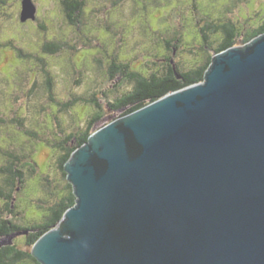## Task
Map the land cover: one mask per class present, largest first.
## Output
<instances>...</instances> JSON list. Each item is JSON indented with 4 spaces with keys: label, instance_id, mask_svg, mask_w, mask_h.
Segmentation results:
<instances>
[{
    "label": "water",
    "instance_id": "95a60500",
    "mask_svg": "<svg viewBox=\"0 0 264 264\" xmlns=\"http://www.w3.org/2000/svg\"><path fill=\"white\" fill-rule=\"evenodd\" d=\"M65 169L77 201L34 245L42 264H264V33L97 128Z\"/></svg>",
    "mask_w": 264,
    "mask_h": 264
},
{
    "label": "rangeland",
    "instance_id": "374dc122",
    "mask_svg": "<svg viewBox=\"0 0 264 264\" xmlns=\"http://www.w3.org/2000/svg\"><path fill=\"white\" fill-rule=\"evenodd\" d=\"M34 2L37 18L24 22L22 0H0V169L7 164L9 152L22 156L35 148L40 173L51 168V175L57 155L50 143L61 140L60 127L67 132L81 128L94 111L93 104L79 101L81 97L94 95L108 105L132 88L130 82L111 77L112 55L118 54L130 60L135 69L149 73L158 70L157 64L169 53L167 40L181 35L182 49L176 50L175 59L193 66L203 42L199 31L206 27L207 19L220 23L233 18L238 27H250L264 15V0H85L82 22L73 26L66 22L61 0ZM214 37L211 33L210 39ZM55 38L65 41V48L55 55L44 53L42 44ZM11 40L44 56L53 78L40 61L19 56ZM50 80L54 93L49 91ZM71 102L75 103L66 109ZM118 114L108 107L96 127ZM28 131L40 136H31ZM24 170L28 173L26 166ZM38 182L39 178L31 177L19 197L30 219L37 213L32 199L43 195L37 190ZM9 240L24 245L23 237Z\"/></svg>",
    "mask_w": 264,
    "mask_h": 264
},
{
    "label": "trees",
    "instance_id": "16d2710c",
    "mask_svg": "<svg viewBox=\"0 0 264 264\" xmlns=\"http://www.w3.org/2000/svg\"><path fill=\"white\" fill-rule=\"evenodd\" d=\"M61 6L66 22L69 25L79 26L86 6L85 0H61ZM233 20L229 18L227 21L220 20V23H216L215 18L207 19L206 27L199 31L203 42L201 52H196L199 58L193 66H185L175 59L176 50L182 49L181 35L172 41L167 40L169 53L165 54L160 64H157L160 68L152 69L149 73L145 72L146 69L145 71L135 69L130 60H123L124 58H120L118 54L112 55L111 77L116 81L130 82L133 86L127 92L115 97V100L108 105H103L94 95L81 97L79 101L93 104L94 111L81 128L67 132L66 128L60 127L61 140L54 144L50 143L57 155L54 175L48 172L51 168L46 173H40L39 163L34 158L35 148L29 149V153L22 156L9 152L7 164L0 169L3 174L0 175V241H4L7 237L9 240L14 236H20L24 238V245L13 240L0 245V264H42L32 252L34 245L46 232L56 226L66 211L77 201L74 186L68 178L65 166L72 153L89 140L91 134L97 129L96 125L105 116L108 107L118 111L117 117H120L144 107L173 90L201 82L205 79L206 71L216 53L248 43L264 33V15L257 24L250 27H238ZM211 33L215 35L213 40L210 39ZM14 42V40L9 41L17 49L19 56L23 59L40 61L48 77L53 78L48 68L49 62L44 56L25 50ZM65 44V41L55 38L45 41L41 48L44 53L55 55L65 48ZM153 65L156 63L153 62ZM49 91L54 93L52 80H50ZM74 103L71 102L65 108H70ZM28 132L31 136H40L35 131ZM32 145L34 146V143ZM25 166L28 173L24 170ZM31 177L39 178L38 186H36L43 195L32 199V204H36L37 213L30 219L27 218L19 197L29 185ZM19 205L22 206V210L19 209Z\"/></svg>",
    "mask_w": 264,
    "mask_h": 264
}]
</instances>
